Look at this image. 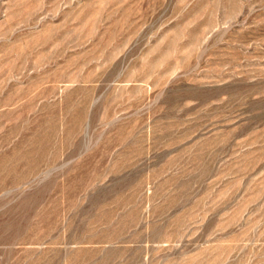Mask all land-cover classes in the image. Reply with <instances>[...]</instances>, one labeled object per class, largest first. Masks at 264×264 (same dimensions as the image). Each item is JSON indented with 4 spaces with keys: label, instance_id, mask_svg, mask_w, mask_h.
Listing matches in <instances>:
<instances>
[{
    "label": "rangeland",
    "instance_id": "374dc122",
    "mask_svg": "<svg viewBox=\"0 0 264 264\" xmlns=\"http://www.w3.org/2000/svg\"><path fill=\"white\" fill-rule=\"evenodd\" d=\"M0 264H264V0H0Z\"/></svg>",
    "mask_w": 264,
    "mask_h": 264
}]
</instances>
